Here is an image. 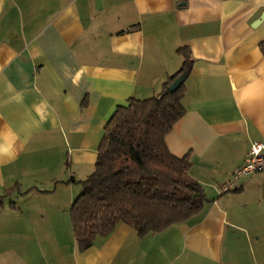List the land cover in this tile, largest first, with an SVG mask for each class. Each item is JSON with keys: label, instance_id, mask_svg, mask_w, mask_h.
<instances>
[{"label": "crops", "instance_id": "0c3cea01", "mask_svg": "<svg viewBox=\"0 0 264 264\" xmlns=\"http://www.w3.org/2000/svg\"><path fill=\"white\" fill-rule=\"evenodd\" d=\"M263 39L264 0H0V264H264V171L234 179L264 143ZM182 45L186 112L166 141L190 154L204 209L80 251L70 207L104 124L161 92Z\"/></svg>", "mask_w": 264, "mask_h": 264}, {"label": "trees", "instance_id": "16d2710c", "mask_svg": "<svg viewBox=\"0 0 264 264\" xmlns=\"http://www.w3.org/2000/svg\"><path fill=\"white\" fill-rule=\"evenodd\" d=\"M259 47L264 55V39ZM177 53L183 58L182 65L167 76L160 93L128 98L104 124L95 169L77 181L82 191L70 207L80 251L90 248L96 237L109 235L120 223L145 236L184 222L204 209L208 198L189 173L190 154H174L166 141L186 112L185 82L194 61L187 45L178 47ZM181 75L184 80L171 92L169 86Z\"/></svg>", "mask_w": 264, "mask_h": 264}, {"label": "built area", "instance_id": "2783aa9c", "mask_svg": "<svg viewBox=\"0 0 264 264\" xmlns=\"http://www.w3.org/2000/svg\"><path fill=\"white\" fill-rule=\"evenodd\" d=\"M264 171V143L254 140L251 142L249 151L243 164L239 166L234 173V179L238 180L241 177L254 172ZM234 181H229L223 186V190L233 189Z\"/></svg>", "mask_w": 264, "mask_h": 264}, {"label": "water", "instance_id": "95a60500", "mask_svg": "<svg viewBox=\"0 0 264 264\" xmlns=\"http://www.w3.org/2000/svg\"><path fill=\"white\" fill-rule=\"evenodd\" d=\"M184 76H185V75H181V76H179V77L175 80V82H174L172 85L169 86V90H170L171 92H174V91L178 88V86L180 85V83L184 80Z\"/></svg>", "mask_w": 264, "mask_h": 264}, {"label": "rangeland", "instance_id": "374dc122", "mask_svg": "<svg viewBox=\"0 0 264 264\" xmlns=\"http://www.w3.org/2000/svg\"><path fill=\"white\" fill-rule=\"evenodd\" d=\"M82 191V186L79 184V193Z\"/></svg>", "mask_w": 264, "mask_h": 264}]
</instances>
